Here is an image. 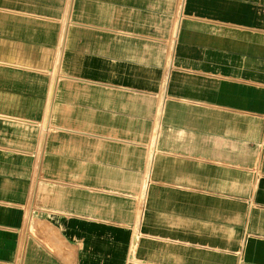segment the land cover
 Returning <instances> with one entry per match:
<instances>
[{"label":"crops","instance_id":"1","mask_svg":"<svg viewBox=\"0 0 264 264\" xmlns=\"http://www.w3.org/2000/svg\"><path fill=\"white\" fill-rule=\"evenodd\" d=\"M0 264H264V0H0Z\"/></svg>","mask_w":264,"mask_h":264},{"label":"bare ground","instance_id":"2","mask_svg":"<svg viewBox=\"0 0 264 264\" xmlns=\"http://www.w3.org/2000/svg\"><path fill=\"white\" fill-rule=\"evenodd\" d=\"M43 16H46L48 18H52V19H58V18H66L68 19V21L70 20V13L67 11V9L63 12H60L58 14H54V15H45L43 14ZM68 33H70V26L69 24L66 26V30L64 35L66 36Z\"/></svg>","mask_w":264,"mask_h":264}]
</instances>
